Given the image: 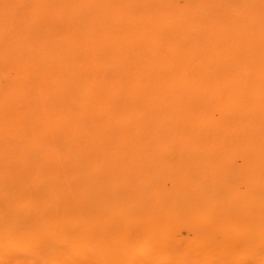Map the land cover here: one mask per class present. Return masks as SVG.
Listing matches in <instances>:
<instances>
[{"label":"bare ground","instance_id":"obj_1","mask_svg":"<svg viewBox=\"0 0 264 264\" xmlns=\"http://www.w3.org/2000/svg\"><path fill=\"white\" fill-rule=\"evenodd\" d=\"M0 264H264V0H0Z\"/></svg>","mask_w":264,"mask_h":264}]
</instances>
